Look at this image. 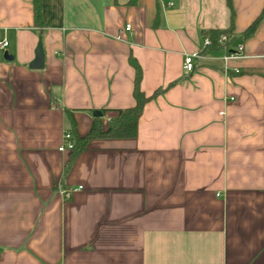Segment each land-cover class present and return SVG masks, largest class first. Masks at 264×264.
Here are the masks:
<instances>
[{"label":"crops","instance_id":"obj_1","mask_svg":"<svg viewBox=\"0 0 264 264\" xmlns=\"http://www.w3.org/2000/svg\"><path fill=\"white\" fill-rule=\"evenodd\" d=\"M40 1L42 29L32 0H0V264H264V16L239 37L264 0H231L240 56L188 74L225 0ZM129 55L145 95L173 84L135 138L89 140L64 174L63 135L133 105Z\"/></svg>","mask_w":264,"mask_h":264},{"label":"trees","instance_id":"obj_2","mask_svg":"<svg viewBox=\"0 0 264 264\" xmlns=\"http://www.w3.org/2000/svg\"><path fill=\"white\" fill-rule=\"evenodd\" d=\"M225 1L229 10V25L224 29H209L201 33L202 42L205 38L209 39V44L202 46V49L199 51V53L201 54L205 53L206 51L222 50V46L218 43V38L222 34L226 36L225 45L227 46L228 51L232 50L231 48L234 46L233 43L236 39L235 35L233 34L232 23L234 11L231 0ZM130 2L134 3V0H130ZM32 9L34 24L38 29H42L43 22L41 20V1L32 0ZM263 16L264 5L260 11V14L251 22V24L244 31L239 34V37L241 39L249 38L255 31L259 21ZM128 62L134 70L132 88V97L134 101L133 105L127 108L116 109L115 116H113L109 120L107 127L104 130H102L101 127L98 125V120L96 118L93 120V124L89 132L83 136H77L72 129V131L70 132L69 139L72 144V147L68 150L69 158L64 168V174L67 173L76 156L85 149V146L89 140L93 138H135L137 136L138 120L142 114L144 105L158 94L164 92L168 87L173 84L171 83L169 86L163 89L158 88L153 91V93L150 95H145L140 88L142 71L138 62L131 55H129L128 57Z\"/></svg>","mask_w":264,"mask_h":264},{"label":"built area","instance_id":"obj_3","mask_svg":"<svg viewBox=\"0 0 264 264\" xmlns=\"http://www.w3.org/2000/svg\"><path fill=\"white\" fill-rule=\"evenodd\" d=\"M171 4V3H170ZM131 30L130 25H125L122 29H120L116 35L117 39H123L124 33ZM226 42V36L224 34L220 35L218 38V43L222 46L223 51V60H227L232 57H238L242 53V46L241 45H234L231 49L228 51L227 46L225 45ZM209 39L205 38L202 42V46L208 45ZM8 45V42L5 39H0V49H5ZM202 55L199 52L193 53V54H187L183 58L182 63V70L184 74L191 73L194 70V62L196 59L200 58ZM235 72H238L235 70ZM70 133L66 132L63 135V144L61 147H59V151L69 150L72 147V144L70 142ZM75 191V189H64L62 190V194L65 198H69L70 195Z\"/></svg>","mask_w":264,"mask_h":264},{"label":"water","instance_id":"obj_4","mask_svg":"<svg viewBox=\"0 0 264 264\" xmlns=\"http://www.w3.org/2000/svg\"><path fill=\"white\" fill-rule=\"evenodd\" d=\"M34 54H35L34 59L31 61V63H29V67L33 68V69L41 68L43 66V51L41 49L40 44H38L37 47L35 48ZM3 58L5 60H11L12 59V57L8 54L7 51H4ZM93 116L99 117V116H101V112L95 110V111H93Z\"/></svg>","mask_w":264,"mask_h":264}]
</instances>
